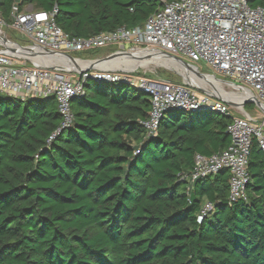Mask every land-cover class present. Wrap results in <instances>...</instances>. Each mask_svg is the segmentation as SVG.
Masks as SVG:
<instances>
[{
	"label": "trees",
	"instance_id": "16d2710c",
	"mask_svg": "<svg viewBox=\"0 0 264 264\" xmlns=\"http://www.w3.org/2000/svg\"><path fill=\"white\" fill-rule=\"evenodd\" d=\"M14 4L56 8V24L75 39L142 26L162 7L161 0H0L7 23ZM249 5L264 8V0ZM56 103L0 94V264H264L257 140L246 200L229 201L228 170L189 192L181 181L197 154L230 145L231 117L169 110L147 137L149 96L88 79L72 102L73 124L58 133ZM207 204L213 209L203 215Z\"/></svg>",
	"mask_w": 264,
	"mask_h": 264
},
{
	"label": "built area",
	"instance_id": "2783aa9c",
	"mask_svg": "<svg viewBox=\"0 0 264 264\" xmlns=\"http://www.w3.org/2000/svg\"><path fill=\"white\" fill-rule=\"evenodd\" d=\"M161 2L162 7L144 25L135 28L124 26L87 39H75L66 34L55 22L56 8L52 12H44L25 9L26 6L21 9L14 4L11 23H7L0 13V94L22 101L54 97L62 116L58 133L73 124L72 102L84 95L86 81L103 82L95 76H103L106 82L123 83L149 94L152 110L148 119L141 121L147 137L157 135L160 121L169 110L200 112L208 109L206 111L229 116L231 123L227 133L231 138L230 145L211 156L197 154L192 171L183 174L181 181L188 186L189 192L198 180L228 170L229 201L246 200L254 139L264 154V122L258 127L259 119L244 115L241 103L234 102L232 106L209 95H198L187 84L134 76L128 72L113 73L110 69L87 71L83 68L77 72L80 78L76 80L71 75L76 73L75 68H66L70 72H62L56 69L63 67L45 63L49 57L65 60L68 53L109 46H117L119 50L115 53L119 55L138 51L169 53L193 64H203L204 68L222 75L233 86L247 90L264 104V8L251 7L249 0ZM8 30L21 35L26 44H15L16 50L8 49L4 44L12 43L7 38ZM127 44L130 49L126 48ZM212 209V205L207 204L203 215Z\"/></svg>",
	"mask_w": 264,
	"mask_h": 264
},
{
	"label": "rangeland",
	"instance_id": "374dc122",
	"mask_svg": "<svg viewBox=\"0 0 264 264\" xmlns=\"http://www.w3.org/2000/svg\"><path fill=\"white\" fill-rule=\"evenodd\" d=\"M30 8H33V6L27 5L25 7V9H30ZM7 34H8L7 38H9L10 42H12L13 44H18V45H25L26 44V42L24 41L22 36L19 35L18 33H16L15 31L8 30ZM126 48L130 49L131 46L129 44H127ZM118 50H119L118 48H114V49H107L106 48V49L99 51L98 53H91V54L68 53V55H71L73 58H76V59H79L82 61L83 60H85V61L86 60H98V59L105 58V57L117 52ZM128 57L132 58V56H128ZM128 57H127V59H128ZM128 60H130V59H128ZM140 60H142V58H140ZM143 60L147 64L144 63V65H145L144 66V65H141L139 63V65H141V67H136V68L130 67V68L126 69V65H123V64L116 65L115 63H110V65H107L106 69H110V71H113V73H127L128 72L134 76H140V77L146 76L149 79L171 80L174 82L187 84L190 88H192V90L197 92L198 95H209L213 98L219 97V98H222L223 100H225L226 102H233V101L229 100V99H224L222 96H219L218 94H216L215 91L219 92L220 94L221 93H227V95H235V96L238 95V94L233 93V92H236L237 90H236L235 86H232L230 83H228L229 82L228 79H226L222 75L213 73L208 68H204L203 64L198 65V64H193V63L189 62V60H187V59L183 60L184 62L188 63L189 65L192 66V68H194L196 70L197 75L202 74V75H205L204 76L205 78H207V79H200V78L197 79L196 77L192 76L191 80H189V79H187L186 76L183 75L182 71L179 69H175L172 66H166L163 64H159L156 62V60H151L150 58L149 59L144 58ZM74 68L76 70H81V69L87 68V67H80V66L76 67L75 66ZM63 69H65V68L63 67ZM189 69L191 71L192 70L194 71V69H191V68H189ZM92 71H95V69ZM71 75L76 80L78 78H80V75L77 74V72L73 73ZM206 75L208 77H206ZM237 84L241 85L240 83H237ZM253 105L255 107L250 106V107H247L246 109L244 107V110H245L244 115L249 114V115L259 119L258 123H256V125L258 127H261L262 123L264 122V112L260 108H258L255 104H253ZM231 111H232V113L234 112V110H231ZM263 129H264V126H263Z\"/></svg>",
	"mask_w": 264,
	"mask_h": 264
},
{
	"label": "bare ground",
	"instance_id": "6f19581e",
	"mask_svg": "<svg viewBox=\"0 0 264 264\" xmlns=\"http://www.w3.org/2000/svg\"><path fill=\"white\" fill-rule=\"evenodd\" d=\"M4 44L11 51L12 50H16V48H17L15 46V44H12V43H8L7 42V43H4ZM123 56L124 55H118L111 62H106V63L100 64V65H97V68L106 69L107 65H110V63H115L116 65H121V64L126 65V69L130 68V67L136 68V67H141V65H144V63H145V61L143 60L144 58L145 59L146 58H148V59L150 58L151 60H156V62L159 63V64H163V65H166V66H172L175 69L181 70L183 75L186 76L187 79H189V80H191L192 76L196 77L197 79L198 78L207 79V78L204 77L205 75L204 76L197 75V72H196V70L194 68H191V69H194V71L193 70L191 71L189 69V67L183 65V63H181V62H179V61H177L175 59L166 57L164 55L158 54L156 52H152V51L140 52V51H138L135 54H133L132 58L128 57V59H130V60H128L127 58H123ZM140 58H142V60H140ZM46 60L47 61L45 63H47V64H53L55 66L65 67V68H74L75 66L76 67L77 66L87 67V66H91L92 65L91 63L73 62V61H71L69 59H65V60L64 59H57L56 57H49ZM139 63L141 65H139ZM47 64H45V65H47ZM145 64H147V63H145ZM206 77H208V76L206 75ZM236 90H237L236 92H233L235 94H238L236 96L235 95H227V93H221L220 94L219 92H217L215 90L214 91H215L216 94H218L219 96H222L224 99H229V100H232V101L238 102V103H244L251 96V94L247 90H242L240 88H236Z\"/></svg>",
	"mask_w": 264,
	"mask_h": 264
},
{
	"label": "water",
	"instance_id": "95a60500",
	"mask_svg": "<svg viewBox=\"0 0 264 264\" xmlns=\"http://www.w3.org/2000/svg\"><path fill=\"white\" fill-rule=\"evenodd\" d=\"M118 55H119V54L113 53V54H111V55H109V56H107V57H105V58H102V59H98V60H86V61H84L85 63H91V64H92L91 66H88L86 70L89 71V70L97 69V65H100V64H103V63H106V62H111V61H112L114 58H116ZM124 55H125L126 58H127L128 56H133V54H131V53H124ZM161 55H164V56H166V57H169V58L175 59V60H177V61L183 63V65H185V66H187V67H189V68H192V66L189 65L188 63L184 62L182 58L176 57V56L171 55V54H169V53H162ZM65 56H66V59H69V60H71V61H73V62H77V60H79V59L73 58L71 55H68V54H66ZM55 69H56V68H54V70H55ZM56 70H60V71H62V72H70V70L68 71L66 68H65V69H56ZM74 71H75V72H79L80 70H76V69H75ZM199 75L204 76V75H202V74H199ZM94 78L97 79V80H100V81L106 82V80H105V78H104L103 76H95ZM228 83H229V82H228ZM230 84L233 85L232 83H230ZM138 91H140V90H138ZM140 92H141V91H140ZM143 94L149 96V94H147V93H143ZM52 98L54 99V97H52ZM216 99H218V100H220V101H224V102H226L225 100H223L222 98H219V97H216ZM226 103L229 104V105H232V106L235 104L234 101H233V102H226ZM247 104H255L258 108H260V109L264 112V104L261 103V102H260L257 98H255V97L250 96V98H249L248 100H246L244 103H241L242 108H244L245 105H247ZM206 110H208V109H205V111H206ZM183 112H185V111H183ZM215 114H217V115H223V114H221V113H215ZM227 134H228V133H227ZM228 135H229V134H228Z\"/></svg>",
	"mask_w": 264,
	"mask_h": 264
}]
</instances>
